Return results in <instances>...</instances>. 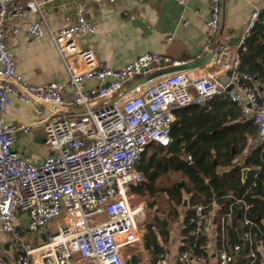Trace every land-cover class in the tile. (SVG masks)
I'll return each instance as SVG.
<instances>
[{
    "label": "built area",
    "instance_id": "1",
    "mask_svg": "<svg viewBox=\"0 0 264 264\" xmlns=\"http://www.w3.org/2000/svg\"><path fill=\"white\" fill-rule=\"evenodd\" d=\"M221 2L208 0L205 32L210 43L207 50L212 48V65L230 73L228 82L221 83L193 66L148 79L124 92L156 69L186 65L187 61L145 52L120 67L109 66L91 47H81L76 40L78 34L96 30L95 22L85 17L81 1L73 15L64 17V26L48 32L67 80L31 84L17 72L14 55L4 39V23L37 13L41 20L28 22L26 36L38 40L44 36L46 10L38 0H0V228L12 239L17 264H140L127 261L135 246H144L140 222L146 205L134 203L132 193L143 181L137 163L150 145L165 148L170 143L174 111L179 108L197 105L211 109L216 98L236 103L243 115L252 117L264 151V97L257 76L239 69L246 40L264 8L252 10L238 50L231 53L226 39L217 34ZM233 84L241 91H231ZM14 100L31 103L40 116L46 109L50 111L41 120L49 151L38 162L28 160L14 147L18 132L28 133L33 127L7 122L5 112ZM187 160L191 162L189 156ZM207 207L195 205L188 220L192 225L188 235L194 241L172 262L165 248L155 251L149 244L146 250L154 254L150 264H192L193 257L202 263L203 251L196 252L195 247L208 223ZM247 208L244 205V210ZM18 212L27 214L29 234L39 237L50 224L54 230L33 244L15 222ZM231 214L229 209L221 222ZM243 225L249 247L246 264H253L255 224L244 216ZM239 249V244L232 250L221 248L218 264H233ZM0 264H9L2 249Z\"/></svg>",
    "mask_w": 264,
    "mask_h": 264
},
{
    "label": "crops",
    "instance_id": "2",
    "mask_svg": "<svg viewBox=\"0 0 264 264\" xmlns=\"http://www.w3.org/2000/svg\"><path fill=\"white\" fill-rule=\"evenodd\" d=\"M19 1L25 2L26 0ZM38 1L46 10L44 21H42L44 36L41 39L32 40L26 36L28 22L41 20L37 13L29 12L23 17L9 18L4 23V39L14 55L17 72L31 84H42L50 80H67L68 74L55 45L49 38L48 32H55L64 26V17L68 14L73 15L76 6L81 1L85 3V17L95 22L96 30L92 34H78L76 40L81 47H91L96 56L105 60L109 66L120 67L145 52L161 53L172 58L185 60L189 64L203 56L210 45L205 32L206 19L209 13L208 0H184L183 2L179 0ZM255 8H264V0H222L217 34L226 39L231 48V53L238 50L241 36L249 22L250 14ZM263 13L264 11L261 14ZM13 28H17V31L13 32ZM256 63L255 68L247 70L257 76V83L264 97V59L258 58ZM198 67L205 73L215 76L221 83L229 81L230 73L218 70L212 65L211 59L202 65H198ZM229 89L233 92L241 91L238 84H233ZM212 106L211 112L206 111L205 107H192L181 112L177 116L178 128L182 130L179 133L185 131L190 133L191 138L188 141H192L199 134L215 133L217 130L213 128V123L222 119L227 120L225 124L237 123L238 121L244 123L252 120L250 115L241 113L239 116L233 117L227 113L226 109L230 107L228 101L216 98ZM49 112L46 109L45 113L40 116L35 113L31 103L18 100H14L5 112L7 122L33 124L28 133L18 132L14 146L21 155L30 161L38 162L48 154L49 150L44 144L45 132L41 120L50 115ZM61 114L62 111L60 110L58 115ZM172 139L175 140V138ZM176 139L179 140L178 146L181 148L180 153H182L183 144L186 140ZM240 146L241 142L230 146V153H235L231 163H220L222 157L213 162L216 164L215 172L221 177L238 166L240 168V183L243 184L252 170L260 169L254 163L255 152L259 147L257 135L247 133L244 147L240 148ZM210 147L213 153L214 147ZM217 147L223 148V145L218 144ZM182 156L184 157V154ZM261 169L263 174L261 178L262 187L258 188L253 195L255 199L259 200L257 202L259 211L255 218V227L259 233L257 230L254 231L251 246L256 253L253 264H264V235L260 231L261 229L264 230V167ZM226 179L232 182L236 177L235 175L227 176ZM175 184L177 187L181 186L180 183L179 185L178 183ZM241 186L243 189V185H240L238 190H242L240 189ZM228 193V198L233 197L231 191ZM183 194L191 196L182 190ZM202 199V196L198 197V200ZM235 202L240 203L242 200L236 199ZM187 204L183 211H178L173 216V219L175 216L177 217L173 220L174 222L178 218L181 221L173 230L174 236H171L169 228L172 221H164L157 230L151 226L147 232L150 244H157L159 249L165 248L168 251L170 262L182 249L190 245L186 237L189 230H187V234L184 231L186 226L188 229L191 227L189 222L185 220L187 212L193 211L195 205L205 203L190 204L188 202ZM244 205L247 203L243 202ZM222 208L223 204L215 199L208 204L206 209L208 223L201 235L204 238L202 244L204 261L199 263L193 257L192 264H218L219 250L223 247L232 250L236 243L240 245V249L235 253L233 264H246L248 262L249 247L244 240L243 213L241 209H238L241 211L240 218H237V210L234 216L231 214L222 223L221 217L224 215H222ZM234 219L240 221L234 223ZM15 222L23 229L25 239L32 240L33 244H39L45 238V234L54 229L53 224H50L41 230L39 237L28 234L26 232L27 214L24 212L17 213ZM219 223L225 224L223 229H219ZM0 249H2L9 264H17L16 249L12 239L1 228ZM146 249L145 246H140V248L135 246L127 261L129 263L150 264L154 254Z\"/></svg>",
    "mask_w": 264,
    "mask_h": 264
},
{
    "label": "trees",
    "instance_id": "3",
    "mask_svg": "<svg viewBox=\"0 0 264 264\" xmlns=\"http://www.w3.org/2000/svg\"><path fill=\"white\" fill-rule=\"evenodd\" d=\"M263 20L264 13L261 14L256 25L251 30L250 36L246 40V50L243 51L244 53L242 52L243 54H241L240 58V70L246 71L247 69L255 68L257 66L256 60L258 58L264 59ZM260 72L261 71H259V73ZM223 104H226V102H223ZM192 107L201 108L197 105H191L174 111L176 118L172 124L170 137L175 139L179 138L183 141L186 140L183 144V152L179 154H166L164 147L158 144H152L148 149L154 148L155 152L147 155V149L138 161L137 169L142 172L143 179L145 177L149 182H154L160 175L168 172L179 171L182 177L187 179V183L180 188L174 184L172 190H167L169 199L175 200V203L182 202V190L191 194L188 201L190 204L205 203L204 205H206L215 199L223 204L222 215L227 213L230 207L233 216L238 209H241L243 216L251 219L255 224V218L257 217L256 214L259 211L257 204L259 200L255 199L253 195L258 188L260 189L262 187L261 178L263 177V174L261 168L264 167V151L261 150V147L259 146L255 152L254 158V163L259 166L261 170H252L244 180L243 184L240 183V168L238 166L232 168L230 173H226L221 177L215 172L216 164H214L213 161L222 157L223 159L220 163H231L235 153H230V146L236 145L237 142H241L240 148L244 147L247 133L257 135L256 125L253 120L248 122L245 121L244 123L238 121L237 123L225 124L227 120L222 119L213 123V128L217 130L215 133L199 134L192 141H188L191 138V134H188L186 131L179 133V131L182 130L178 128L179 120L177 116L181 112ZM205 110L211 112L210 109L205 108ZM226 112L230 113L233 117L241 114L239 107L233 102H230V107L226 109ZM218 144H222L223 148L217 147ZM210 146L214 147L213 153L211 152L212 149ZM183 154L185 157L182 156ZM187 156L191 158L190 163L187 160ZM233 175L236 177L234 181L230 182L226 179L227 176ZM206 179L208 180L207 182ZM240 185H243L242 190H238ZM229 191L232 192L233 197H227ZM199 196H202L203 199L198 200ZM236 199H240L242 202L236 203ZM243 202H246L248 205L246 210H244ZM192 214L193 211L191 210L187 212L185 218L186 222H188ZM239 221L240 220L236 219L233 220L234 223ZM223 225L225 224L219 223V229H223ZM187 230L189 229L186 226L184 230L186 234ZM244 230H246V228H244ZM256 230L257 228L254 226L253 231ZM260 231L264 235V230L261 229ZM146 236L149 241L148 233ZM186 237L190 244L194 241V238L190 235H187ZM203 242L204 238L199 236L196 240V252L202 250ZM154 247L155 251L160 250V247L157 244H154Z\"/></svg>",
    "mask_w": 264,
    "mask_h": 264
},
{
    "label": "rangeland",
    "instance_id": "4",
    "mask_svg": "<svg viewBox=\"0 0 264 264\" xmlns=\"http://www.w3.org/2000/svg\"><path fill=\"white\" fill-rule=\"evenodd\" d=\"M153 152H155V149L149 148L147 155ZM175 183H180V187H182L187 183V179L182 177L180 172H168L160 175L154 182H149L144 177L142 183L132 189L134 203H144L146 205L144 209V219L140 222L142 235H145L151 226L157 230L163 225L164 221H172L169 228L171 230V236H174L173 230L176 229V225H179L181 221H179L178 218L174 222L173 220L177 217L175 216L173 219V216L176 212L183 211L189 201L188 194L182 195V202L180 203H175V200L169 199L167 190H172V186ZM28 241L34 243L32 240ZM137 247L140 248V245H137Z\"/></svg>",
    "mask_w": 264,
    "mask_h": 264
},
{
    "label": "water",
    "instance_id": "5",
    "mask_svg": "<svg viewBox=\"0 0 264 264\" xmlns=\"http://www.w3.org/2000/svg\"><path fill=\"white\" fill-rule=\"evenodd\" d=\"M211 49L207 50L203 56H201L200 58H198L197 60H195V61H193V62H191L189 64L181 65V66H175V67L171 66V67L156 69V70L150 72L149 74L141 77L136 82H134V83L130 84L129 86H127L126 89L124 90V92H127V91L131 90L136 85H140L142 83H145L148 79L156 78V77L161 76L163 74H166V73H169V72L178 71V70L185 69V68H188V67L202 65V64L208 62L211 59V57L213 55ZM36 103H38L39 105H42V106H49V104H47L45 102H42V101H36ZM178 141H179L178 139H175V140L172 139L170 141V143L165 147L166 154H179L181 152V148L178 146ZM240 189H242V186L240 187ZM240 216H241V211L238 210L237 211V218H240ZM190 226H192V225H190ZM143 241H144L145 248H149V242L147 240V236L146 235H143Z\"/></svg>",
    "mask_w": 264,
    "mask_h": 264
}]
</instances>
